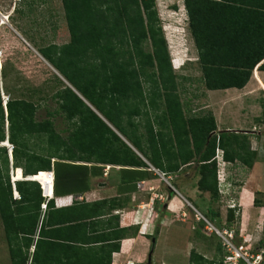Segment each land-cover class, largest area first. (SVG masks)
Listing matches in <instances>:
<instances>
[{"label":"trees","instance_id":"trees-1","mask_svg":"<svg viewBox=\"0 0 264 264\" xmlns=\"http://www.w3.org/2000/svg\"><path fill=\"white\" fill-rule=\"evenodd\" d=\"M61 3L70 41L42 54L82 99L65 86L52 96L55 109L37 121L32 101L8 99L5 112L0 90V144L8 139L13 166L24 176L12 181L20 195L14 200L6 148L0 146V219L11 264H56L57 256L64 260L58 264L95 262L96 252L80 246L94 241L84 233L104 216L105 203L57 209L37 183L52 195L44 172L54 173V196H64L86 192L89 178L102 176L105 166L121 168L127 193L154 171L167 176L194 167L198 191L218 200L217 150L224 161L248 169L255 161L249 135L218 133L211 112L185 116L155 0ZM183 5L207 91L240 90L253 71L264 72V0H183ZM56 116L68 124L66 137L55 129ZM33 138L45 147L35 150ZM234 222L235 210L229 209L226 225ZM127 231L135 237L138 228L121 230L117 240ZM217 250L222 253L221 245ZM118 251L117 244L109 256ZM223 257L208 260L193 250L189 264H222Z\"/></svg>","mask_w":264,"mask_h":264},{"label":"crops","instance_id":"crops-1","mask_svg":"<svg viewBox=\"0 0 264 264\" xmlns=\"http://www.w3.org/2000/svg\"><path fill=\"white\" fill-rule=\"evenodd\" d=\"M30 4L32 6V3ZM16 8V5L10 6V12L8 13L10 20L16 14ZM178 10L184 12L186 16L183 20L184 24L170 23L168 24V31H166L165 25H163V30L165 31V38L168 40L170 49L172 50L174 46L175 49H180L177 55L179 64L182 66L186 62L187 53L184 51V44L186 43L187 45L188 43L192 47L194 46V42L189 31L188 18L183 0L182 6ZM0 13H2L1 10ZM18 23L22 33L15 29L13 25L0 24V50L2 51L0 59L1 96L5 93L11 94L15 92L13 89L16 87V81L28 79L32 76V71L35 68L34 64L37 60L52 66L44 58L42 49L49 46H59L58 43L52 42L40 48V45L34 42V38L38 34V27L28 28L23 23L20 25V21ZM184 55L185 57H183ZM27 61H31V63L28 65L27 71L24 72L23 66ZM39 80V78H34V80L29 79L26 82L24 81L22 85H19V88L24 86L18 92L20 94L19 98L9 97V99L31 101V99L25 98V95L30 96L32 99L36 98L40 94V89H35V87L42 85ZM32 82H36V85L30 86ZM263 83L264 73L253 71L249 82L243 89L219 90L222 93L217 100H212L209 97L210 93L216 91H207L205 89L208 96L206 108L215 118L217 132L249 135L251 151L255 153V161L251 169L243 166L238 161L232 163L225 161L226 164L223 167L225 182L219 192V200L222 204L218 207L220 215L214 216L212 214L211 217L220 219L222 225H224L226 223L227 211L232 209L231 205L234 204L236 207L233 208L236 212V227L234 229L239 242L250 244V246L257 245L258 247L264 238V125L260 117L261 113H263L261 108L263 102L260 99L263 94ZM259 119L261 120L260 123L258 122ZM250 125L252 126L249 127ZM244 131H249V133H245ZM108 167L109 169L107 171L104 170L102 176L89 178L88 190L82 194L54 196L50 181L52 195H46L45 198L46 201L53 200L57 209L68 208L75 203H105L103 205L105 209L104 216L98 218L96 221L99 223L91 226L84 233L85 237H89L94 241L88 246H80L96 252L94 264H108L109 260V264H145L148 260L146 257H148L147 254L149 253L147 246L150 240L149 237L152 236V232H158V229L155 228L156 225L159 228L158 233H161L168 226H173L175 223L180 224L186 230L188 226L187 219H182L181 224L180 222H175L176 220L172 218L173 216L187 218V206L190 205V202L178 189H176V195H171L167 190L162 188L163 184L172 185V179H177L184 185L192 183L191 187L187 186L189 195L197 201L203 202L206 213H209L210 195L198 191L197 182L199 177L195 175L194 167L184 168L177 174L167 176L164 174V176H160L159 174L161 173L158 174L154 171V176L137 182V188L133 193H127L128 185L121 182V168L115 166ZM155 202L159 204L163 203L164 211H166L164 218L160 217L163 212H160V209L157 208L158 203L155 204ZM193 209L202 217L205 216L196 207ZM224 227H226L225 229H230L226 224ZM130 228H138V233L135 237L130 236V231H127L123 239L117 240L121 234V230ZM62 229L63 227H59L56 230ZM48 230L51 231L53 228ZM0 232L2 236V242L0 243V264H11L8 246L6 241L3 240L5 234L1 219ZM60 233L58 231L56 235L64 236ZM53 241L60 244L63 243L60 238H55ZM117 244L119 245V251L112 252L111 256H109L110 250ZM33 249V247L30 249V253L33 252ZM55 261L58 264L59 261L62 262L64 260L62 257L57 256Z\"/></svg>","mask_w":264,"mask_h":264},{"label":"rangeland","instance_id":"rangeland-1","mask_svg":"<svg viewBox=\"0 0 264 264\" xmlns=\"http://www.w3.org/2000/svg\"><path fill=\"white\" fill-rule=\"evenodd\" d=\"M30 3H32V6H30L31 5ZM15 5L17 7L16 14L12 16L13 18H11V20L9 18V22H8L9 24L7 25L15 26V29L19 30L21 33L22 31L18 25L19 24L18 21H20V25H22L23 23L28 28L38 27L37 30L38 34L37 37L34 38L35 39L34 42L37 45H40V48L45 47L46 45H49V43L52 42L58 43L59 46L69 43L70 35L67 28L65 14L61 0H0V6H2V8H0L2 13L0 14L9 15L8 13L10 12V6L13 7ZM155 5L160 19L162 30L164 28L163 25H165L166 31H168L167 30L169 29L168 24L170 23L174 24V22H176L178 24H184L183 20L186 16L184 15V12H180L178 10V8L182 6V0H155ZM163 33L164 36L166 37L165 31ZM17 39L19 40L18 37ZM178 45L180 44L178 43ZM194 46L191 47L188 45V43L187 45L186 43L184 44V48H185L184 51L187 52L185 58L186 62L185 64L180 66L181 64H179V58L177 55L180 49L179 50L175 49L174 46L172 47L171 50L168 43V49L172 62V69L175 74L176 82L178 86V93L180 95V99L183 104L184 113L187 118L202 116L210 112L206 108L208 105V96L205 92V88L202 80L201 67L198 62V58H197L198 55L196 53L197 50L195 51L196 48H194ZM183 57H185V55ZM30 63L31 61L30 62L27 61L24 63L23 66L24 72L27 71L28 65H30ZM34 66L35 68L34 69L32 68L34 70L32 71L31 74L32 76H30L28 79H22L16 81L15 82L16 87H14L13 89L15 90V92H12L11 94L5 93L3 97H5L6 100H8L9 97L19 98L20 94H18V92H20L22 87H24L21 86V88H19V85H22L24 81L26 82V80L29 79L34 80V78H39L40 79L39 81H41L42 85L40 84L41 86L35 87V89L39 88L40 94L33 99L30 96H26V95L25 98L31 99V101L38 106L36 120L41 121L47 118L48 111H53L55 109L56 106H55V102L52 100V96L56 91L67 86V81L52 66H49L40 60L39 61L37 60ZM34 85H36V82L34 83L32 82L30 84V86H34ZM221 93L222 92L219 91L212 92L210 93L209 97L212 100H217L220 97ZM262 93L263 94L261 95L260 99L263 102L261 108L264 111V92ZM260 117L264 125V113H261ZM53 121L55 124V129L59 133H61L63 137H66L69 127L68 124L65 122V120L62 117L56 116L54 117ZM258 122L260 123L261 120L259 119ZM251 126L252 125H250L249 127ZM29 143L30 146L35 145L34 147L35 150L43 149L46 145L44 142L41 143L35 138L31 139ZM5 148L8 156V175L11 185L13 187L12 179L20 180L23 174L20 168H15L13 166V161L10 158L8 147ZM108 169L109 167L107 168V170ZM159 175L162 176L161 174ZM31 178L32 176H30L28 180H30ZM23 180H26V178H23ZM50 181L51 180L49 179V182ZM171 184H173L180 191V193L185 196V198L190 202L189 204L191 205V206L190 205L187 206V211H188L187 218H183L182 216H180L179 218L173 216L172 219L176 220L175 222H180V223L182 219H187L188 226L186 227L185 230L183 226H181L178 223H175L173 226H168L167 228H164L161 233H158L159 228L158 225H156L155 228L158 229V232H152V236L149 237L150 240L147 244L149 248V253L147 254L148 257H146L148 260L145 264H189L190 253L193 250L198 254L204 256L208 260H214V259L216 260L218 258H222V256L225 255V251L220 238L217 235L208 232L206 230L208 224L205 222V220L198 221L197 217L200 215L195 209H193L194 207H196L202 214L205 215L204 218L206 219V221H208L215 229L222 231L223 229L226 228L224 227L226 223L222 225L220 219H215L211 217V215L214 214L216 211L218 213L217 215L218 216L220 215V212H218L219 205H222L219 200L220 198L218 200L210 201L209 213L207 214L203 202L201 203L200 201H197L188 193L187 186L191 187L192 183H190V185L188 184L184 185L179 180L172 179ZM162 188L167 190L169 194L176 195V189L172 185L163 184ZM157 203L155 202V204ZM233 205L234 204H232L231 206ZM157 208L160 209V212H163L160 215V217L164 218L166 211H164L163 203L162 202L160 204L158 203ZM194 224L196 225L194 226ZM235 227H236V212H235V222L232 224V226L228 227L230 228V230L234 231L235 244L236 245L244 244L251 252H257L261 250L259 248L260 246L259 247L257 245H256L257 247L250 246V244H245L244 242L240 243L236 235V231L234 229ZM1 239L2 236L0 232V243L2 242ZM3 240L6 241L5 235L3 237ZM218 245H221L222 248L221 254L218 253L217 250Z\"/></svg>","mask_w":264,"mask_h":264},{"label":"built area","instance_id":"built-area-1","mask_svg":"<svg viewBox=\"0 0 264 264\" xmlns=\"http://www.w3.org/2000/svg\"><path fill=\"white\" fill-rule=\"evenodd\" d=\"M9 15H3L0 14V24L1 25H7L9 24ZM0 57H1V51H0ZM1 67V64H0ZM263 92H264V88H263ZM2 100H3V105H6V98L2 96ZM12 149L13 147L11 145L8 146V150H9V154L12 153ZM216 162H217V180H218V189L220 192L221 187L224 185V170H223V166L225 164V161L223 159V152L221 150H217L216 152ZM108 166H105V169L107 171ZM105 171V172H106ZM46 174H48L50 176L51 179V185L53 188V184H54V173L53 171H48L45 172ZM158 173V172H157ZM40 174V173H38ZM159 174V173H158ZM162 176H164L162 174ZM13 181V179H12ZM40 185V188L42 190V196L44 198H46V188L45 186L40 183L37 182ZM13 184V199L19 201L20 200V195L17 193V191L15 190L14 187V183ZM231 208H235V205L231 206ZM41 209L44 211L46 209V205L43 204L41 206ZM197 220H205V222L208 224V227H206V230L208 232H211L215 235H217L223 245L224 251H225V255L223 257L222 260V264H264V249L257 251V252H251L250 250H248V248L246 247V245L244 244H239L236 245L234 242V231L230 230V229H223L222 231H219L217 229H215L208 221H206V219L204 217H202L201 215L197 217Z\"/></svg>","mask_w":264,"mask_h":264},{"label":"water","instance_id":"water-1","mask_svg":"<svg viewBox=\"0 0 264 264\" xmlns=\"http://www.w3.org/2000/svg\"><path fill=\"white\" fill-rule=\"evenodd\" d=\"M67 86L69 87V88H71L79 97H80V95L67 83ZM81 98V97H80ZM82 99V98H81ZM86 104L88 105V106H90L87 102H86ZM91 107V106H90ZM92 108V107H91ZM4 109H5V112H6V106H4ZM92 110L94 111V112H96L93 108H92ZM97 113V112H96ZM98 114V113H97ZM99 115V114H98ZM100 116V115H99ZM101 117V116H100ZM245 133H249V131H244ZM117 135L127 144V145H129L127 142H126V140L124 139V138H122L118 133H117ZM10 144H9V142H8V139H6L5 140V142H3V143H1L0 144V146L1 147H8ZM130 146V145H129ZM131 147V146H130ZM10 155V158H11V160H12V156H11V154H9ZM28 178H30V177H28Z\"/></svg>","mask_w":264,"mask_h":264},{"label":"bare ground","instance_id":"bare-ground-1","mask_svg":"<svg viewBox=\"0 0 264 264\" xmlns=\"http://www.w3.org/2000/svg\"><path fill=\"white\" fill-rule=\"evenodd\" d=\"M40 174H41V172H40ZM44 175H45V178L46 179H50V176L48 175V174H46L45 172L43 173ZM51 180V179H50Z\"/></svg>","mask_w":264,"mask_h":264}]
</instances>
